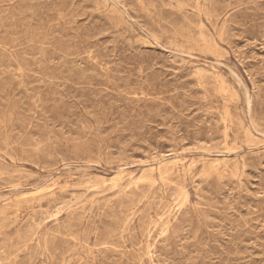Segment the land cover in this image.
<instances>
[{
    "label": "rangeland",
    "instance_id": "1",
    "mask_svg": "<svg viewBox=\"0 0 264 264\" xmlns=\"http://www.w3.org/2000/svg\"><path fill=\"white\" fill-rule=\"evenodd\" d=\"M0 264H264V0H0Z\"/></svg>",
    "mask_w": 264,
    "mask_h": 264
},
{
    "label": "bare ground",
    "instance_id": "2",
    "mask_svg": "<svg viewBox=\"0 0 264 264\" xmlns=\"http://www.w3.org/2000/svg\"><path fill=\"white\" fill-rule=\"evenodd\" d=\"M180 206V205H179Z\"/></svg>",
    "mask_w": 264,
    "mask_h": 264
}]
</instances>
